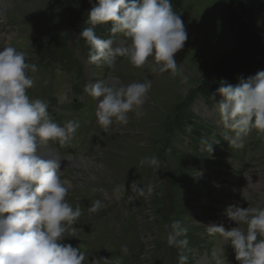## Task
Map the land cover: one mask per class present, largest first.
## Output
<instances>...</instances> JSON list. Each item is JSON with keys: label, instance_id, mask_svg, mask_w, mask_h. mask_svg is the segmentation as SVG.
I'll list each match as a JSON object with an SVG mask.
<instances>
[{"label": "rangeland", "instance_id": "1", "mask_svg": "<svg viewBox=\"0 0 264 264\" xmlns=\"http://www.w3.org/2000/svg\"><path fill=\"white\" fill-rule=\"evenodd\" d=\"M81 2L0 0V47H16L38 68L30 73L28 95L52 99L48 110L56 123H79L68 142L38 146L39 154L60 160L66 199L81 208L76 237L65 235L62 242L86 253L84 264H179L181 255L187 264H217L221 257L239 264L230 244L218 233L209 235L206 226L229 230L236 226L227 216L230 206H264V134L253 130L232 144L235 133L222 126L218 107H209L198 87L236 46L231 27L241 8L251 12L252 27L264 38V0H183L176 13L188 39L175 54L176 75L154 70L151 57L139 68L122 56L89 64V49L76 44ZM110 37L114 46L129 43L123 33L105 39ZM66 46L77 72L54 59ZM105 79L117 87L152 82L142 115L130 112L127 124L114 123L107 132L96 121L97 101L84 91ZM195 130L200 137L193 138ZM151 156L158 158V169L141 166ZM132 183L153 190L139 195ZM97 200L102 207L89 212ZM174 220L187 228V247L167 243Z\"/></svg>", "mask_w": 264, "mask_h": 264}, {"label": "clouds", "instance_id": "2", "mask_svg": "<svg viewBox=\"0 0 264 264\" xmlns=\"http://www.w3.org/2000/svg\"><path fill=\"white\" fill-rule=\"evenodd\" d=\"M109 22L113 36L123 33L129 39L127 46H114L113 38L96 34L97 25ZM87 23L91 26L79 35L88 45L89 64L122 56L139 68L151 57L154 70L172 75L180 71L175 54L183 49L188 33L170 0H96ZM37 71L23 51L0 47V264H84L86 253L62 242L65 235L76 237L74 225L81 208L66 199L69 188L61 179L60 160L38 153L41 142H68L79 123L75 119L56 123L48 104L28 95L34 84L30 73ZM151 87V80L117 87L105 79L86 84L84 91L97 101L96 121L107 132L114 123L127 124L130 112L142 115ZM217 92L223 97L217 105L220 122L235 133L232 144L253 130L264 134V70L235 86L222 84ZM140 164L159 168L155 156L142 158ZM131 190L144 195L153 186L145 189L132 183ZM101 207L97 200L88 210L95 213ZM227 216L235 227L209 225L208 234L218 233L229 243L239 264H264V206H230ZM168 227V245L187 247L182 222L174 220ZM121 251L127 253V247ZM187 262L188 257L181 255L179 264ZM217 264L227 261L221 257Z\"/></svg>", "mask_w": 264, "mask_h": 264}, {"label": "trees", "instance_id": "3", "mask_svg": "<svg viewBox=\"0 0 264 264\" xmlns=\"http://www.w3.org/2000/svg\"><path fill=\"white\" fill-rule=\"evenodd\" d=\"M170 2L173 11L177 12L183 0H170ZM95 3L96 0H82L81 2L77 14V46H79L78 43H81L88 48V45L80 38L79 34L83 28L91 26L87 23V17L88 12ZM234 17L231 30L233 28L235 31L234 38L236 40V46L224 57L219 59L198 87V93L203 97L205 103L209 107H218V102L223 99L217 92V89L221 87L222 84L235 86L242 80H246L248 77L255 75L258 71L264 70V38L258 31L253 29L251 12L241 8L240 14H237V16L234 15ZM110 27V22L109 24L97 25L95 27L96 34L101 38L112 36L113 34L110 32ZM53 56L54 59L57 60L56 62L59 66L64 70H74L76 72L80 70L76 61L72 60L71 48L69 46L61 48L58 53L56 52ZM80 82H82V80H80ZM78 86L81 87V83H79ZM46 103L54 104L52 99H50V101L46 100ZM198 132V130H195L193 138L201 136H199Z\"/></svg>", "mask_w": 264, "mask_h": 264}, {"label": "bare ground", "instance_id": "4", "mask_svg": "<svg viewBox=\"0 0 264 264\" xmlns=\"http://www.w3.org/2000/svg\"><path fill=\"white\" fill-rule=\"evenodd\" d=\"M51 153V152H50ZM55 159V158H54Z\"/></svg>", "mask_w": 264, "mask_h": 264}]
</instances>
